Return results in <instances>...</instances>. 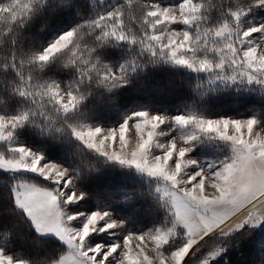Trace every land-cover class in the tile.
I'll list each match as a JSON object with an SVG mask.
<instances>
[{
  "label": "snow or ice",
  "instance_id": "6c2138e0",
  "mask_svg": "<svg viewBox=\"0 0 264 264\" xmlns=\"http://www.w3.org/2000/svg\"><path fill=\"white\" fill-rule=\"evenodd\" d=\"M35 0L0 2V38L14 33L29 16ZM264 0H115L103 13L63 31L42 51L11 48L0 39V168L37 173L55 185H70L62 165L45 160L39 151L14 141L16 130L32 120L65 123V114L84 98L90 82L118 87L128 82L142 56L184 65L197 72L215 73L217 79L264 82V22L252 25L246 14ZM138 24L133 28L132 24ZM113 41L127 42L134 54L119 68L105 63L97 51ZM138 49V51H136ZM54 59L63 60L72 78L60 83L43 70ZM132 117L135 118L130 123ZM119 128L73 126L74 134L97 152L163 177L168 184L174 219L143 232H128L111 244L97 243L91 234L120 230L124 221L107 210L87 216L74 226L78 210L66 214L61 201L79 200L83 192L65 194L57 188L19 181L13 187L15 204L38 230L54 232L67 244L47 264H187L197 245L214 233H228L248 220L264 215V126L257 118L207 117L192 112L169 116L141 110ZM172 123L189 134L174 135L161 126ZM200 133L231 142V156L219 166H200L191 173L192 142ZM159 148L160 153H154ZM102 222V223H101ZM177 225L187 229V242L174 240ZM0 264H37L35 259L13 257L0 248ZM40 264H45L41 261ZM206 264V262H205Z\"/></svg>",
  "mask_w": 264,
  "mask_h": 264
},
{
  "label": "trees",
  "instance_id": "16d2710c",
  "mask_svg": "<svg viewBox=\"0 0 264 264\" xmlns=\"http://www.w3.org/2000/svg\"><path fill=\"white\" fill-rule=\"evenodd\" d=\"M114 2L35 0L32 12L19 28L0 39L6 43L10 38L11 48L19 51H42L63 31L103 13ZM246 20L252 25L264 22V6L257 5L246 14ZM132 27L138 24L133 23ZM97 51L114 68H119L134 54L133 46L123 41H113ZM43 75L66 83L72 78V71L63 60L54 59L47 64ZM82 91L84 98L76 109L65 114V123L30 119L16 130L14 141L17 146L39 151L45 160L68 169L74 188L85 194L68 205L69 210H107L124 221L123 231H147L166 219H173V214L154 192L148 178L132 166L109 160L86 147L75 137L73 126L116 127L141 110L169 116L196 112L212 118L255 117L264 124L263 88L237 79H217L215 73L197 72L148 53L143 54L136 71L129 73L127 83L111 87L90 82ZM3 110L4 106L0 105V111ZM209 149L213 146L194 145V152L202 157L209 155ZM21 180L54 187V183L37 173L0 169V248L14 258H31L37 264L41 261L47 264L67 248L55 237L39 234L26 213L16 206L13 187ZM217 246L222 252L211 264H264V221L258 227L244 226L225 234L214 233L197 245L199 250L191 253L192 259L187 264H203L202 253Z\"/></svg>",
  "mask_w": 264,
  "mask_h": 264
},
{
  "label": "rangeland",
  "instance_id": "374dc122",
  "mask_svg": "<svg viewBox=\"0 0 264 264\" xmlns=\"http://www.w3.org/2000/svg\"><path fill=\"white\" fill-rule=\"evenodd\" d=\"M237 80L238 81H242V82H246V83H249V84H252L254 86L256 85V86H259V87H261V88L264 89V82L248 81L246 78H238ZM150 113L156 114L155 112H150ZM159 114H163V113H159ZM164 115H166V114H164ZM134 120H135V118H133L132 120H130V123H133ZM122 123H124V122H122ZM121 124H119L115 128H119V126ZM258 126H264V124H260L259 123ZM84 127H101V128H105V129L113 128V127H103V126H84ZM169 128H171L172 131L169 132V134L167 136L158 137V140H160V141H167V140H170L172 138V136H174V135L189 134L192 131L191 128L181 129L179 127H175L171 122L168 123V124H165V125H162L161 126V130L162 131H166ZM75 137L80 142H82L86 147H88L84 143L83 140H81L76 135H75ZM195 144H200L201 146H204V148L205 147L207 148V147L213 146V149L212 150L209 149L210 150V153H209L208 156H203L202 157V156L197 155L194 152V145ZM92 150H94L96 153H98L100 155H103L102 153L97 152L95 149H92ZM161 151L162 150L159 149V148H154V153H157L158 154ZM231 151H232V149H231V142L225 141V140H222V139H219V138H217V137H215V136H213L211 134L200 133L198 139L192 142V152L189 153V156L191 158L197 160L198 161V164L197 165H189L188 166V169H186V172L191 173L193 171H196V170L199 169L200 166H204V167H207L209 165L219 166L220 162H222L224 159H226V158H228V157L231 156ZM103 156H105V155H103ZM105 157H107V156H105ZM107 158L109 160L115 161V162L120 163V164L130 165V164L121 163L120 161H117V160L110 159L109 157H107ZM130 166H132L136 171H138L141 175L145 176L146 178H148L149 181L152 182V184L154 186V192L157 195L160 196V198L162 199V201L170 209L171 213L173 214V219H174V212H173V208H172L171 201H170L169 197H167L164 194V190H165V187L168 184V182L165 181L163 179V177L153 176L150 173H148L146 170L137 168L135 165H130ZM0 169L7 170V171L17 172V170H10V169H4V168H0ZM19 171H22V170H19ZM23 171H25V170H23ZM50 182H52V181L50 180ZM53 188H57L59 191L65 193V194H70V190L77 191L74 188L73 183L70 184V185H64V184L55 185L54 184V187ZM76 201H78V200H74V201H71V202H67L66 201V197H65L64 200L61 201L62 207H64L65 210H66V214H71L72 213V210H69L67 208V206L70 205V204H73ZM93 211H97V210L82 211L81 212L82 215L76 218V220L74 222V226L81 227L83 225V223L86 221L87 216L90 215L91 212H93ZM26 215H27V213H26ZM111 215H112V213H111ZM112 216H114V215H112ZM28 218L31 220L32 225L34 226V228L36 229V231L39 234L53 236L56 239H58L60 242H62L66 246V248H67V244L64 241H62L54 232L45 231V230H38L37 225L32 220V218L29 217V216H28ZM263 221H264V215H258L256 217L248 220L247 222H245L240 228H242L244 226L258 227V226H260L263 223ZM240 228H237V229H234V230H238ZM128 232H130V231H120V230H106L104 232L97 231V232L92 233L90 238L92 240H94L95 242H97V243L111 244V243L116 242V240H117L118 237H122L123 235H126ZM136 233H139V232H136ZM216 233L218 234L220 232H216ZM220 234H225V233H220ZM187 239H188L187 229L183 225H177L176 235L174 237L175 242H177V243L187 242ZM201 251H203V249H201ZM221 252H222V250L217 246V247L214 248V250H212L210 252H207L206 254L205 253H202L203 255L201 254L202 256H201L200 262H202L203 264H205V262H206V264H211L214 260H216L220 256ZM189 259H192L191 258V254H190V256H189V258L187 260H189Z\"/></svg>",
  "mask_w": 264,
  "mask_h": 264
}]
</instances>
